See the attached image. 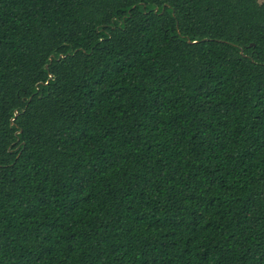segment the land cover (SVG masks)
I'll use <instances>...</instances> for the list:
<instances>
[{
  "label": "trees",
  "instance_id": "obj_1",
  "mask_svg": "<svg viewBox=\"0 0 264 264\" xmlns=\"http://www.w3.org/2000/svg\"><path fill=\"white\" fill-rule=\"evenodd\" d=\"M0 264H264V1L0 0Z\"/></svg>",
  "mask_w": 264,
  "mask_h": 264
},
{
  "label": "rangeland",
  "instance_id": "obj_2",
  "mask_svg": "<svg viewBox=\"0 0 264 264\" xmlns=\"http://www.w3.org/2000/svg\"><path fill=\"white\" fill-rule=\"evenodd\" d=\"M264 0H260V2H263Z\"/></svg>",
  "mask_w": 264,
  "mask_h": 264
},
{
  "label": "water",
  "instance_id": "obj_3",
  "mask_svg": "<svg viewBox=\"0 0 264 264\" xmlns=\"http://www.w3.org/2000/svg\"><path fill=\"white\" fill-rule=\"evenodd\" d=\"M158 10V9H157Z\"/></svg>",
  "mask_w": 264,
  "mask_h": 264
}]
</instances>
